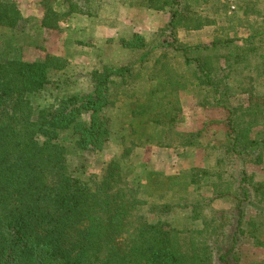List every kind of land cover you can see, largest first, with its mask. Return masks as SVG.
<instances>
[{"label":"trees","instance_id":"1","mask_svg":"<svg viewBox=\"0 0 264 264\" xmlns=\"http://www.w3.org/2000/svg\"><path fill=\"white\" fill-rule=\"evenodd\" d=\"M108 1L41 0L39 28L52 31L74 15L95 16ZM233 1L110 0L167 11L166 32L155 47L140 33L120 42L131 51H146L143 60L155 48L179 54L192 84L204 92L201 105L224 112L222 120L206 126L222 129L214 146L207 145L217 151L219 169L195 168L189 175L191 184L219 178L208 200L167 201L176 178L162 177L168 188H145V169L128 180L131 171L122 163L135 147L152 144L153 127L163 134L161 140H168L158 141L159 147L193 146L204 137L207 128L181 138L176 134L181 108L171 91L181 85L179 80L150 81L139 113L131 112L146 117L141 124L151 132L143 141L122 140L121 156L91 173L88 158L105 151L115 134L110 117L114 90L131 85V67L104 64L91 71L88 93H73L65 79L54 77L66 71L65 58L48 53L29 59L22 51L0 56V264H242L245 240L264 245V180L239 168L264 163V6L258 8L255 0ZM241 1L242 26L249 29L242 44L237 38L194 46L180 42L181 27L215 25L223 9ZM252 15L258 20L250 22ZM22 20L20 0H0V27L14 29ZM219 50L230 55L215 59L212 54ZM241 72L242 79H236ZM237 90L242 106L234 107L229 99ZM225 196L231 206L214 208V200ZM187 210L199 227L176 221Z\"/></svg>","mask_w":264,"mask_h":264},{"label":"rangeland","instance_id":"2","mask_svg":"<svg viewBox=\"0 0 264 264\" xmlns=\"http://www.w3.org/2000/svg\"><path fill=\"white\" fill-rule=\"evenodd\" d=\"M20 1L23 13L21 25L14 29L0 27L1 57L17 54L18 51H22V56L29 59H38L48 53L61 56L67 60V69L54 77L65 79L68 91L73 93H88L91 90V71L101 68L104 64L129 66L133 71L131 85L120 84L114 90L115 102L110 110V117L115 134L111 136L105 151L88 158L91 162L90 172L100 173L106 162L119 158L123 150L122 140L129 142L134 138H140V141H143L151 132L150 130L145 132L141 124L146 117L143 119L142 115L134 116L131 111L136 109L139 113V105L144 101V95L150 88V81L163 82L172 76L181 84L171 91V96L176 97L181 108L175 123L178 138L203 128H207V132L203 134L200 142L197 141L193 146L184 147L175 143L176 145L169 147H159L156 145L158 141L168 140H161L164 138L163 134L153 127L152 144L135 147L132 156L123 158L122 163L131 171L128 180L142 174L145 169L147 177L142 180L145 188H168L161 184L162 177L176 178L177 184L170 187L174 189L168 190L167 201L175 199L184 203L201 197L207 198L206 200L212 198L214 184L221 182L219 178L212 175L209 179L202 178L198 183L191 184L189 175L195 168L208 169L212 172L219 169V165L216 166L217 151L207 149V145L214 146L212 142L221 137L222 129L216 125L206 126L211 121L222 120L224 112L218 108H206L201 105L204 92L192 84V73L179 54L172 50L155 48L153 53L143 60L146 51H131L124 48L120 42L122 37L140 33L155 47L159 42L160 33L166 32L169 13L138 4L120 5L109 0L99 8L95 16L74 15L61 23L58 29L41 32L39 28L43 14L41 0ZM231 2L234 3L233 0ZM255 3L258 8L264 6V0H255ZM214 10H217V7ZM214 10L210 15H215ZM220 17L217 24L205 26L201 30L181 27L177 31L180 42L194 46L211 44L222 38H237L236 43L242 44V36L249 33V29L242 26L245 20L242 14V1L239 4L235 2L233 7L223 9ZM248 20L254 22L258 18L252 15ZM228 50H219L218 55L216 53L212 55L215 59L223 60L224 55H230ZM236 79H242V72L236 75ZM153 83L151 82V85ZM163 89L164 87H161V90ZM234 92L229 99L230 104L234 107L242 106L241 91ZM216 131L218 133L214 135ZM224 168L229 169L228 166ZM239 168H245L247 172L253 174L256 181L264 180V163L241 164ZM227 176L226 174L223 178L226 179ZM221 187L226 188L225 185ZM213 206L216 209L228 208L231 206V199L226 196L218 198L214 200ZM187 212L188 210L180 211L176 221L199 227L200 221L188 218ZM261 222L264 224V219ZM261 236L264 239V231ZM240 259L242 264H264V245L256 246L250 239L245 240L241 247Z\"/></svg>","mask_w":264,"mask_h":264}]
</instances>
